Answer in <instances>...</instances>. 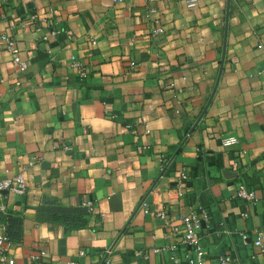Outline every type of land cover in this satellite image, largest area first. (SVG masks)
I'll use <instances>...</instances> for the list:
<instances>
[{
    "label": "crops",
    "instance_id": "0c3cea01",
    "mask_svg": "<svg viewBox=\"0 0 264 264\" xmlns=\"http://www.w3.org/2000/svg\"><path fill=\"white\" fill-rule=\"evenodd\" d=\"M0 14L28 63L0 43V180L26 184L0 194L17 240L0 264H182L171 227L201 207L207 264H264V0H0Z\"/></svg>",
    "mask_w": 264,
    "mask_h": 264
},
{
    "label": "built area",
    "instance_id": "2783aa9c",
    "mask_svg": "<svg viewBox=\"0 0 264 264\" xmlns=\"http://www.w3.org/2000/svg\"><path fill=\"white\" fill-rule=\"evenodd\" d=\"M6 1V0H5ZM186 3L189 6H192L196 3V0H186ZM155 12L154 9H149L146 12V16L149 17L150 14ZM2 14H0V19L2 18ZM30 19H34V15H31L29 17ZM152 22V28H151V37L157 38L159 37L163 31L164 26L159 22L158 19L153 18L151 19ZM56 30L50 31V34L54 35L56 34ZM45 39L46 36H43ZM0 43L4 44L6 50L11 54L12 56V62L15 65V67L19 71H23L27 67V61L23 60L19 55V48L17 46V43L13 37L6 33H0ZM94 43V41H92ZM134 65V62L130 63V67ZM69 67L75 70L81 77H86V66L85 64L72 57L69 63ZM16 85H20V82L17 81ZM235 142L234 136H228L224 137L222 139L223 145H230ZM38 159L36 155H32L28 162L23 166V169L33 165V163ZM184 177V175H181ZM26 190V184L25 179L23 175V171H20L16 173L13 177L5 178L0 180V194L3 193V191H12L17 195H22ZM236 196L239 198H243L249 202H252L255 198L254 192L252 190H247L244 184H239L236 189ZM144 204V203H142ZM83 206L87 209H92V203L90 201H85L83 203ZM157 215L165 219V212L160 211L157 213ZM208 219V213L204 208H200L196 211H191L188 214L181 215L180 222L182 225V228H179L178 225H173L171 227L172 232L175 234L178 232H181V243L185 244L188 248V251L185 254V259L182 264H207L206 263V254L203 250L198 230L202 227L203 223ZM243 238H246L245 233H241ZM15 242L5 233L2 232L0 234V262L4 263L6 260V257L8 256L9 250L12 247V245ZM252 245L258 248L260 251L264 252V232L257 231L256 237L252 240ZM175 247L174 244L171 245V248ZM155 251H158L156 249ZM85 252L84 250H80L79 254L83 255ZM43 252L39 254L32 255L31 262L29 264H44L41 260V255ZM232 258L230 254H223L218 256L214 264H230ZM69 264H74L73 261H70ZM99 264H109V261L107 259L106 254H102V259Z\"/></svg>",
    "mask_w": 264,
    "mask_h": 264
},
{
    "label": "trees",
    "instance_id": "16d2710c",
    "mask_svg": "<svg viewBox=\"0 0 264 264\" xmlns=\"http://www.w3.org/2000/svg\"><path fill=\"white\" fill-rule=\"evenodd\" d=\"M8 232V233H7ZM6 232V234L15 242V241H17L16 239H14V237H13V235H12V232L11 231H9V229H8V231Z\"/></svg>",
    "mask_w": 264,
    "mask_h": 264
}]
</instances>
